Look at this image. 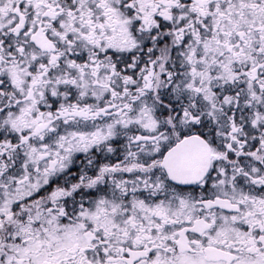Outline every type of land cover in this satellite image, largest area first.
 <instances>
[{"label": "snow or ice", "instance_id": "obj_1", "mask_svg": "<svg viewBox=\"0 0 264 264\" xmlns=\"http://www.w3.org/2000/svg\"><path fill=\"white\" fill-rule=\"evenodd\" d=\"M0 264H264V0H0Z\"/></svg>", "mask_w": 264, "mask_h": 264}]
</instances>
